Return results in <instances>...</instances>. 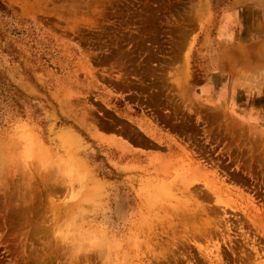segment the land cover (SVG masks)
<instances>
[{
  "label": "rangeland",
  "instance_id": "374dc122",
  "mask_svg": "<svg viewBox=\"0 0 264 264\" xmlns=\"http://www.w3.org/2000/svg\"><path fill=\"white\" fill-rule=\"evenodd\" d=\"M0 264H264V0H0Z\"/></svg>",
  "mask_w": 264,
  "mask_h": 264
}]
</instances>
